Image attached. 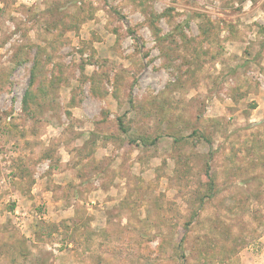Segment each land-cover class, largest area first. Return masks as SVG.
Returning <instances> with one entry per match:
<instances>
[{
    "label": "rangeland",
    "instance_id": "rangeland-1",
    "mask_svg": "<svg viewBox=\"0 0 264 264\" xmlns=\"http://www.w3.org/2000/svg\"><path fill=\"white\" fill-rule=\"evenodd\" d=\"M0 264H264V0H0Z\"/></svg>",
    "mask_w": 264,
    "mask_h": 264
},
{
    "label": "trees",
    "instance_id": "trees-1",
    "mask_svg": "<svg viewBox=\"0 0 264 264\" xmlns=\"http://www.w3.org/2000/svg\"><path fill=\"white\" fill-rule=\"evenodd\" d=\"M189 138V137H188ZM210 177V176H209ZM210 182H211V180H209ZM201 199H202V197H201Z\"/></svg>",
    "mask_w": 264,
    "mask_h": 264
}]
</instances>
